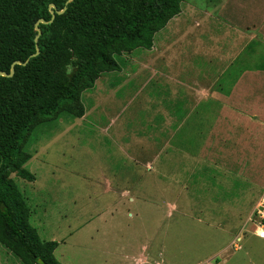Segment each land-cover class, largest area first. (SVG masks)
I'll return each instance as SVG.
<instances>
[{"label": "rangeland", "instance_id": "374dc122", "mask_svg": "<svg viewBox=\"0 0 264 264\" xmlns=\"http://www.w3.org/2000/svg\"><path fill=\"white\" fill-rule=\"evenodd\" d=\"M220 1L183 0L181 40L190 43L195 11L221 16ZM177 21L170 22L173 34L184 27ZM176 37L118 57L120 69L83 92V117L62 115L28 135L32 156L24 166L35 178L10 176L40 238L58 242L54 256L62 264H264V246L249 235L246 219L259 221L257 210L264 209V132L215 127L222 102L216 99L203 100L213 106L203 115L200 108L183 109L182 117L169 109L178 94L189 98L185 103L193 99V82L209 91L223 87L216 76L192 72L190 49ZM163 112L166 125L160 115L153 120ZM150 168L157 177L145 192L135 190L143 178L132 186L111 177L145 176ZM105 186L124 195L103 194ZM0 264L22 263L0 244Z\"/></svg>", "mask_w": 264, "mask_h": 264}, {"label": "trees", "instance_id": "16d2710c", "mask_svg": "<svg viewBox=\"0 0 264 264\" xmlns=\"http://www.w3.org/2000/svg\"><path fill=\"white\" fill-rule=\"evenodd\" d=\"M183 0H0V244L22 264H62L58 242L41 239L29 222L31 208L14 179L32 181L25 168L30 132L62 115L85 113L83 92L104 73L120 69L118 57L151 49L153 37L181 11ZM49 4L56 10L51 22ZM41 33L37 42L34 24ZM39 53L31 56L36 51ZM264 220V219H263Z\"/></svg>", "mask_w": 264, "mask_h": 264}, {"label": "crops", "instance_id": "0c3cea01", "mask_svg": "<svg viewBox=\"0 0 264 264\" xmlns=\"http://www.w3.org/2000/svg\"><path fill=\"white\" fill-rule=\"evenodd\" d=\"M221 1L219 3L220 17L216 16L209 19L208 16L193 10V18L190 24H196V26H194L195 29L190 30V43H185L186 41L180 38L187 28L184 8H181L178 15L171 18L162 29L155 33L151 49H157L160 46L159 42L168 39L170 35H176L175 40L178 46L180 43L190 49L189 64L192 72L201 77L212 78L216 76L219 78L216 83L223 85V87L209 91L211 88L206 89L204 86H199L193 82V89L195 91L197 89L198 92L196 94L192 93L193 99H190L189 103H185V100L189 99L186 95L178 94V100L174 101V104L169 107L176 113L175 115L182 117L183 109H189V107L191 108V114L200 108L201 115H203L213 108L208 102L204 103L203 100L216 99L222 102L218 104L219 117L214 119L215 127H251L260 135L264 132V94L261 93V91H264V0ZM172 19L178 20L176 22L177 27L184 25L176 34L172 33L174 31L170 25ZM200 19L202 21L198 23ZM194 20H196L195 24L193 23ZM151 49H144V51ZM182 52L183 49L178 54L179 61L184 59ZM178 58H176V61H178ZM155 107L154 105L153 108ZM179 109H181V113L178 115ZM159 115L163 121L161 125H166L167 112L156 115L153 120H160ZM183 120L181 118V122ZM181 122H178L174 127L178 128ZM157 126L160 125H151V127ZM240 130V133H244L246 129L240 128ZM109 145L112 147V142ZM114 153L116 156L119 154L116 150H114ZM179 156H182V152ZM119 163H121V160H118L116 165H119ZM152 170L151 168L148 169L144 173L145 176H136L137 173L133 174L132 172L129 175L118 172L112 173L111 177L125 184L130 182L132 186V183L141 186L140 182L143 178L142 187L135 190L145 192L150 188L148 183L155 180L152 177L155 175ZM101 176L105 178L107 174L102 172ZM105 187L102 189L103 194L116 193L118 190L116 188L117 190L114 191L112 186L110 188ZM131 187L128 186L129 189H133ZM135 190L132 193L136 194ZM123 192V190H118L117 195L123 196ZM115 208L117 211L118 207ZM246 219L248 221L253 220L251 216ZM249 235L257 243L264 246V238L258 237L252 228Z\"/></svg>", "mask_w": 264, "mask_h": 264}, {"label": "water", "instance_id": "95a60500", "mask_svg": "<svg viewBox=\"0 0 264 264\" xmlns=\"http://www.w3.org/2000/svg\"><path fill=\"white\" fill-rule=\"evenodd\" d=\"M71 0H67V2H69ZM66 6H64L62 9L60 10H56L53 4H49V12L51 14V19L48 22H51L52 19L54 18L55 14H61L63 13V11L65 10ZM39 23H47V21H45L43 18H39L35 24H34V30L36 31V36L34 38L35 42H37L38 37L41 33V30L39 28ZM39 53V48L38 45L36 44V51L35 53H33L31 56H35ZM28 60H26L25 62H22L20 60H15L11 65H10V69L9 72H5V71H0V76H5V77H11L14 74V66L15 64H25ZM38 262L40 264H46L43 260H38Z\"/></svg>", "mask_w": 264, "mask_h": 264}, {"label": "built area", "instance_id": "2783aa9c", "mask_svg": "<svg viewBox=\"0 0 264 264\" xmlns=\"http://www.w3.org/2000/svg\"><path fill=\"white\" fill-rule=\"evenodd\" d=\"M264 200V198H262V201ZM261 206L264 208L263 204L260 203ZM257 213L260 214V219L259 221H248L249 223H251V228L255 231L256 235L260 238H264V228H263V218H264V209L261 210H257Z\"/></svg>", "mask_w": 264, "mask_h": 264}]
</instances>
